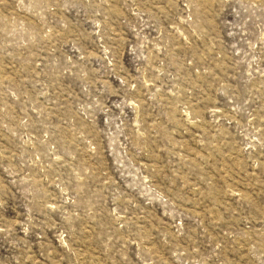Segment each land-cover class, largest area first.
I'll use <instances>...</instances> for the list:
<instances>
[{
  "label": "rangeland",
  "instance_id": "obj_1",
  "mask_svg": "<svg viewBox=\"0 0 264 264\" xmlns=\"http://www.w3.org/2000/svg\"><path fill=\"white\" fill-rule=\"evenodd\" d=\"M0 264H264V0H0Z\"/></svg>",
  "mask_w": 264,
  "mask_h": 264
}]
</instances>
